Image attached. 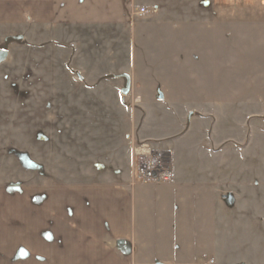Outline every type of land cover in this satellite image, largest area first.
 Here are the masks:
<instances>
[{"label":"crops","instance_id":"0c3cea01","mask_svg":"<svg viewBox=\"0 0 264 264\" xmlns=\"http://www.w3.org/2000/svg\"><path fill=\"white\" fill-rule=\"evenodd\" d=\"M223 36L235 39L223 49L234 60L242 52L262 68L264 0H0V52L28 54L36 39L37 53L61 57L88 95L85 113L88 102L108 104L100 117L121 125L123 153L107 162L118 174L95 180L13 182L0 172V264L210 263L222 216L237 208L221 198L213 154L196 144L194 105L245 101L238 87L254 85L216 82ZM142 140L172 153L174 183L136 181L132 142Z\"/></svg>","mask_w":264,"mask_h":264},{"label":"rangeland","instance_id":"374dc122","mask_svg":"<svg viewBox=\"0 0 264 264\" xmlns=\"http://www.w3.org/2000/svg\"><path fill=\"white\" fill-rule=\"evenodd\" d=\"M234 42L233 37L221 39V64L216 82L220 86L227 81L234 83L230 79L235 76L240 85L245 80L252 81V87H238L240 94L237 95L246 94L239 97L246 100L194 105L193 114L199 117L195 124L196 144L213 154L215 170L219 173L215 171L213 178L218 176L224 185L221 198L228 196L229 203L235 201L237 208L236 215L222 216L217 252L205 261L264 264V60H261L262 68L256 60L253 64L247 62L242 52L234 60V52L223 50L230 49ZM29 44L28 54L21 51L19 45L11 48L10 54L6 51L8 57L0 62V172L3 179L68 183L118 174L120 171L107 162L123 156L122 151H118L119 130L116 129L121 125L117 119L100 117L103 109L108 110V104L88 102L85 113L84 98L88 95L81 96L84 88L73 86L70 77L74 72L65 69L66 62L61 63V57L37 53L36 39ZM225 54L230 56L229 61H223ZM125 58L120 59V65ZM54 96L57 103L50 102ZM129 96V104L138 105L140 95L131 91ZM109 107L113 110V103L110 102ZM65 112L73 115L66 116ZM138 142H150L159 148L154 141ZM159 149L171 154L174 165L172 153ZM102 155L108 161L100 160Z\"/></svg>","mask_w":264,"mask_h":264},{"label":"built area","instance_id":"2783aa9c","mask_svg":"<svg viewBox=\"0 0 264 264\" xmlns=\"http://www.w3.org/2000/svg\"><path fill=\"white\" fill-rule=\"evenodd\" d=\"M149 12V7H141L138 15L143 16ZM132 152L138 182L172 184L176 181L177 175L170 158L171 154L168 155L150 142L132 144Z\"/></svg>","mask_w":264,"mask_h":264},{"label":"water","instance_id":"95a60500","mask_svg":"<svg viewBox=\"0 0 264 264\" xmlns=\"http://www.w3.org/2000/svg\"><path fill=\"white\" fill-rule=\"evenodd\" d=\"M8 57V53L6 51L0 52V62L4 61Z\"/></svg>","mask_w":264,"mask_h":264}]
</instances>
